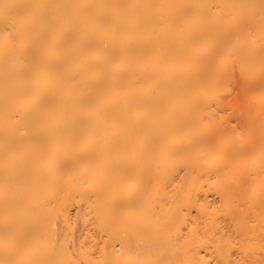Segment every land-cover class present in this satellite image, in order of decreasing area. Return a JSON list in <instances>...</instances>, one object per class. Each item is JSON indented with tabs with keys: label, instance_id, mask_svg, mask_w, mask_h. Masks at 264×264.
I'll return each mask as SVG.
<instances>
[{
	"label": "bare ground",
	"instance_id": "obj_1",
	"mask_svg": "<svg viewBox=\"0 0 264 264\" xmlns=\"http://www.w3.org/2000/svg\"><path fill=\"white\" fill-rule=\"evenodd\" d=\"M0 264H264V0H0Z\"/></svg>",
	"mask_w": 264,
	"mask_h": 264
},
{
	"label": "rangeland",
	"instance_id": "obj_2",
	"mask_svg": "<svg viewBox=\"0 0 264 264\" xmlns=\"http://www.w3.org/2000/svg\"><path fill=\"white\" fill-rule=\"evenodd\" d=\"M234 69H235V68H234ZM235 70L237 71V69H235ZM233 71H234V70H233ZM234 73H235V71H234ZM236 73H237V72H236ZM236 73H235V74H236ZM233 76H234L233 78H236L237 75H236V76L233 75ZM231 79H232V78H231ZM235 81H236V79H233V80L231 81L233 84L230 82V85L228 84V86H227V87L229 88L230 93H232V95L230 96V94H227L229 91L227 90L228 88H226V95H227V96H226L225 99H228V100H225V99H224V101H229V102H228V103H230L229 106H230V105L232 106L231 102H232L233 104H234V102H236L234 107H236V106L239 104V106H240L241 109L239 108V106H237V110H236L237 112H236V113H234L233 110H232V111H230V110H225V109L231 108V107L228 106V104L225 105V106H228V107H227V108H224V111H226V112H228V111L233 112V113H234L233 116H237V115H239V112L241 113V111H242V107H241V106L244 104V102L246 101V99H248L249 95L251 94V93L249 94V92H248V95H247L248 97H246L245 95H246L247 93L244 94V92H243V93H242L243 96H241L242 94H241L240 92H242V91H240L237 87H234V89H233V87L231 86V84H232L233 86H237L236 84H234ZM236 82H237V81H236ZM235 88H237L238 90H235ZM232 89H233V90H232ZM238 91H240V92H238ZM224 93H225V92H224ZM233 93H234V95H233ZM235 93H237V95H238L239 97L241 96V97L243 98V100H242V98H241V101H240V98H239V97H236V96H235V95H236ZM238 93H239L240 95H239ZM228 95H229V98H230L231 100H233V101L229 100ZM224 96H225V95H224ZM232 96H233V97H236V98L232 99ZM244 96H245V97H244ZM235 99H237L238 102L235 101ZM243 101H244V102H243ZM239 102H240V103H239ZM225 103H226V102H225ZM234 107L232 106V109H233ZM238 109H240V110H238ZM226 112H225V113H226ZM230 112H228L227 115H228ZM237 113H238V114H237ZM229 115L231 116V114H229ZM231 118H232V116H231ZM233 122H234V121H233ZM233 122L231 121V123H233Z\"/></svg>",
	"mask_w": 264,
	"mask_h": 264
}]
</instances>
